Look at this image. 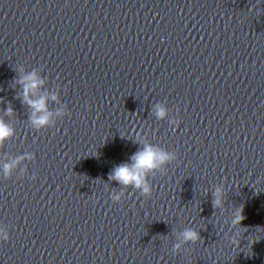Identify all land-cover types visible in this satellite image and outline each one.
<instances>
[{
	"label": "clouds",
	"instance_id": "1",
	"mask_svg": "<svg viewBox=\"0 0 264 264\" xmlns=\"http://www.w3.org/2000/svg\"><path fill=\"white\" fill-rule=\"evenodd\" d=\"M18 83L23 86L22 102L27 104L32 110V124L40 128L46 126L50 122L51 113L47 110V97H40L39 99H32L37 89L43 84V80L39 78L35 71L30 74L22 76ZM56 100L55 95L52 96ZM13 109L11 107L6 109V114L11 115ZM156 115L158 118H164L166 110L163 107L157 106ZM13 135V129L0 119V145ZM175 154L168 152L166 149L160 148L151 144H144L142 148L136 151L131 157L130 162H123L115 166L109 174V180L116 181L118 184L127 187H132L140 191L143 196H151L152 186L149 184L148 177L150 173L163 168L165 165L175 159ZM18 161H13L10 164H5V176H10L11 170ZM222 189L217 188L214 193L213 207L221 205ZM114 200H119V195L113 196ZM243 207L236 210L233 224L241 225L245 219L243 214ZM184 242H198L200 235L197 231L186 229L182 234ZM0 239L7 241L9 236L7 233L0 234ZM177 249L180 244L175 246Z\"/></svg>",
	"mask_w": 264,
	"mask_h": 264
}]
</instances>
